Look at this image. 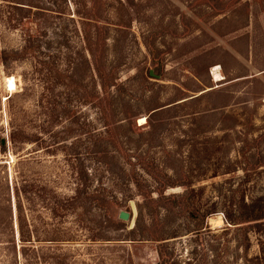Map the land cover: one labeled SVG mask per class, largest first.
I'll use <instances>...</instances> for the list:
<instances>
[{"label":"rangeland","instance_id":"rangeland-1","mask_svg":"<svg viewBox=\"0 0 264 264\" xmlns=\"http://www.w3.org/2000/svg\"><path fill=\"white\" fill-rule=\"evenodd\" d=\"M83 1L89 9V0ZM80 7L85 8L71 0H0V140L7 145V150L0 148V162H9L0 168L1 174L8 172L14 179L17 172H28L69 195L76 183L72 165L84 164L90 172L88 184L98 192L80 211L90 220L96 240L81 230L77 241L59 248L37 244L38 248H58L65 264H155L158 244L143 235L155 223L154 203L146 206L130 180L132 165L126 158L98 153L105 147L87 133L102 126L94 105L79 106L76 123L66 121L44 132L43 71L38 72L41 66L33 55L13 53L25 44L31 28L47 25L55 41L50 56L59 55L57 41L70 39L61 53V67L68 73L73 66L76 81L86 78L89 85L83 86L93 91L79 30L81 15H90L83 9L80 13ZM92 14L109 25L108 58L125 84L117 103L123 114H133L140 128H135L134 143L127 138L124 146L129 154L145 158L146 169L139 164L135 169L154 187L159 205L156 229L165 238L171 261L247 264L259 253L258 236L242 224L231 226L224 211L231 196L264 195V0H99ZM23 18L26 24L19 23ZM4 50L13 53L6 64L1 58ZM216 67L224 76L218 82ZM51 83L54 86V80ZM52 90V98L78 104L72 91L63 98L55 95L61 90L58 86ZM141 117H146L144 123ZM13 126H20L23 136L41 139L15 149L9 142ZM63 130L68 148L50 138L52 132ZM121 133L129 136V129ZM138 139L143 143L140 150ZM157 180L165 181L164 194L157 193ZM188 183L193 187L192 208L180 198ZM194 209L212 212L201 231L195 230L201 213ZM121 211L129 212L130 218H120ZM26 214L40 227L43 219L50 221L49 211L41 207L26 209ZM139 214L141 224L136 226ZM219 217L222 222L217 224ZM0 260L57 264L26 257Z\"/></svg>","mask_w":264,"mask_h":264},{"label":"trees","instance_id":"trees-1","mask_svg":"<svg viewBox=\"0 0 264 264\" xmlns=\"http://www.w3.org/2000/svg\"><path fill=\"white\" fill-rule=\"evenodd\" d=\"M71 1L77 7L85 6V8L80 7L78 10L83 9V11H87L90 15H81L79 30L81 31L84 50L87 52V56L84 59V66L88 67L91 80H94L95 84L93 91L89 90L87 86L89 84L86 78H79V81H76V78L72 75L73 66L71 67L72 70L68 73V70H63L61 67V53L68 46L67 43L70 39L68 42L63 40L57 41L58 46H60L59 55L53 58L50 56L49 50L55 41L50 35L49 26L40 25L34 30L33 28L28 29L29 32H27L25 44L20 50L13 51L16 56L17 54L33 55L38 65L41 66L38 72L43 71V91L40 99L44 110L43 114L46 117L43 120L45 126L43 131L47 132L49 129L52 131V126L61 125L66 121L76 123L75 121H78L80 117L79 106L83 104L94 105L102 126L99 128L96 127L87 133L91 137H95L96 140H100L101 146L105 147L98 152L99 154L103 155L105 153L106 155L110 152H115L117 153V158H126L128 163L132 165L129 173L130 180H132L133 184L139 190L140 195L144 198L146 206L153 202L155 207L152 214L155 223L143 232V235H147L158 244L157 252L159 254V260L155 264H174L171 261V254H168V251L165 249V238L156 229L159 222V205L155 203L157 200L153 196L154 191L152 189L154 187L143 176L137 173L135 169L136 164L146 169L147 163L145 164V158H143L142 154H134L137 157V162H133L134 155L129 154L131 153L128 152L130 148L125 149L124 146V139L128 138L130 143L133 141L135 128L138 127L135 124L133 114L131 112L129 114H123L120 108L121 106L117 103L118 93L123 89L125 84L120 80L116 69L110 64L108 58L107 33L109 25L101 21L98 16L92 14L98 10L99 0H89V4L91 3L89 9L87 8V3L83 0ZM36 7L40 9L38 11L44 10L40 6ZM86 8L87 10H85ZM80 13L82 12L80 11ZM24 19L18 20L19 23H28L31 26L29 18L26 17V23L23 22L25 21ZM13 53L6 50L2 51L1 58L4 64L11 59ZM69 63H71V60ZM52 80H54V86L51 85ZM84 83L87 84H85L86 87L83 86ZM55 86L61 89L59 94H55L57 97L61 95L64 98L65 94L72 91L75 93L78 104L69 105V101L64 102V100L59 101L52 98V87ZM27 88L28 86L25 85L23 91ZM123 128L129 129V136L128 134L121 133ZM64 132V130L56 133L52 132L50 138H53V142L58 145L66 144L64 143L66 141L65 137H68V135L64 136L62 134ZM24 134L25 132L20 129V126H13L9 135L10 145L12 144L13 148L16 149L28 141L36 142L41 139L37 135L33 138V135L29 137L23 136ZM136 141V150L142 149V139ZM61 142L62 144H59ZM3 147L7 150L6 141L1 139L0 148ZM68 147V144H66V148ZM46 148L50 149V145H47ZM110 148H113L114 151H111ZM89 151L90 148H87L86 155L89 154ZM68 155L70 154L68 153ZM8 163L0 162V168L7 166ZM72 168L74 169L73 175L76 183L73 193L69 195L58 192L55 187L50 185L48 180L38 179L28 174V172L19 171L17 172L18 176L13 179L8 175V172L6 176H3L1 174L3 171L1 172L0 170V258L5 256L7 258H14L18 262L20 257H26L28 261L40 263L53 259V263L65 264V257L57 251L59 247H62V244L77 241L80 236L79 231L81 230H85L90 239L96 240L97 236L94 228L90 225L91 222L86 218L83 211H80V208H83L97 194L98 188H91L88 184L90 180L88 167L81 164L80 167L72 165ZM244 170L248 171L247 168ZM156 185L157 193L164 194L165 191L162 190H165V181L157 180ZM186 187L187 192L181 195L180 198L185 201L188 208H192L191 193L193 192V187L189 183L186 184ZM173 196L178 197L177 195ZM38 207L49 211L50 221L43 219L42 227L34 224L26 214V209L35 211ZM140 207L142 208L143 205L140 204ZM195 211L201 213L197 209ZM211 213L205 211L200 214L201 219L196 222V231H201L204 228L206 218ZM224 214L226 221L231 226L242 224L246 229L253 230L258 236L259 253L250 260L247 259V264L249 262L264 264V195L249 199L246 196H239L238 198L231 196L228 199ZM191 216H194L193 210H191ZM140 224L141 215L139 214L136 220V226ZM246 239L248 241L247 246H249L250 238L247 234ZM37 244H48V247L58 248H48L51 251L46 252L40 250Z\"/></svg>","mask_w":264,"mask_h":264},{"label":"bare ground","instance_id":"bare-ground-1","mask_svg":"<svg viewBox=\"0 0 264 264\" xmlns=\"http://www.w3.org/2000/svg\"><path fill=\"white\" fill-rule=\"evenodd\" d=\"M220 67H216L215 68V70H214V72H213V75H214V80L216 81V82H218V81H220V80H222L223 78H224V76L222 75V73H220L219 71H218V69H219ZM140 123H144L145 121H146V117H141L140 118ZM217 224L218 223H221L222 222V218L221 217H219L218 219H217Z\"/></svg>","mask_w":264,"mask_h":264},{"label":"water","instance_id":"water-1","mask_svg":"<svg viewBox=\"0 0 264 264\" xmlns=\"http://www.w3.org/2000/svg\"><path fill=\"white\" fill-rule=\"evenodd\" d=\"M151 74H154V73L151 71ZM130 216H131V214L129 212H126V211H121L120 212V218H122L124 220L129 219Z\"/></svg>","mask_w":264,"mask_h":264}]
</instances>
